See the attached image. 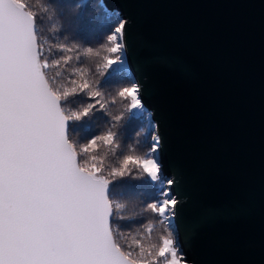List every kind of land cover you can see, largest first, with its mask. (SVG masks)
<instances>
[{"label": "snow or ice", "instance_id": "obj_1", "mask_svg": "<svg viewBox=\"0 0 264 264\" xmlns=\"http://www.w3.org/2000/svg\"><path fill=\"white\" fill-rule=\"evenodd\" d=\"M70 7L78 5L0 0V264H191L156 126L122 140L121 121L144 112L141 88L104 90L125 64L126 23L115 16L105 44L83 47L67 42ZM93 118L102 133L84 127ZM125 177L144 184L117 183ZM128 187L150 188L153 202L129 214ZM143 212L156 219L134 232L120 223Z\"/></svg>", "mask_w": 264, "mask_h": 264}, {"label": "water", "instance_id": "obj_2", "mask_svg": "<svg viewBox=\"0 0 264 264\" xmlns=\"http://www.w3.org/2000/svg\"><path fill=\"white\" fill-rule=\"evenodd\" d=\"M100 2L126 23L185 259L264 264V0Z\"/></svg>", "mask_w": 264, "mask_h": 264}, {"label": "trees", "instance_id": "obj_3", "mask_svg": "<svg viewBox=\"0 0 264 264\" xmlns=\"http://www.w3.org/2000/svg\"><path fill=\"white\" fill-rule=\"evenodd\" d=\"M60 2L68 5H78V7H70L64 10L66 15L62 23L67 29V42H75L83 47L93 48H98L107 42V36L110 34L111 28L115 26V16H119L117 12L108 11L110 14L114 13L115 16H105L102 9L98 6L101 3L100 0H60ZM109 78L115 82L104 89L108 93H113L120 87L131 86L132 83H135L126 70L125 64L118 75L113 73ZM120 82L122 86H118ZM119 110H121V105L118 104L113 106L114 112ZM144 112L147 114L145 110ZM105 119L108 118L106 117ZM93 120L94 126L84 124V127H92L96 134L102 133L106 128L104 121L95 118H93ZM121 124L124 125V127L120 129V131L124 133L122 140L127 143H131L137 138H143L146 137L147 134L150 135L152 133L150 120V127L146 130L145 134V121L136 115L133 117L131 123L125 120L121 121ZM129 137H131V139H128ZM103 150V148L100 149V151ZM117 183L129 186H140L144 184V181L132 180L130 177H125L123 180L117 181ZM117 191L119 192L120 190L118 189ZM124 191L128 196L126 211H128L129 214L141 213L144 206L153 202L151 189L148 187H128ZM155 219L154 214L151 212H143L141 215H138L135 220L121 221L120 223L122 225H132L128 230L134 232L135 228L141 223H147L149 220ZM162 227L161 225H157V232L153 234L154 239L159 235V231Z\"/></svg>", "mask_w": 264, "mask_h": 264}, {"label": "rangeland", "instance_id": "obj_4", "mask_svg": "<svg viewBox=\"0 0 264 264\" xmlns=\"http://www.w3.org/2000/svg\"><path fill=\"white\" fill-rule=\"evenodd\" d=\"M120 85L122 86V83H121V82L119 83L118 86H120ZM118 86H117V87H118ZM148 115H149V113L146 114L145 112H143V113H137V114H136V116L140 117V119H142V120L145 121V125H146V126H145V130H144V133H145V134H146V130L150 127V125H149V120H148ZM147 136H149V135L147 134ZM147 136H146V137H147Z\"/></svg>", "mask_w": 264, "mask_h": 264}]
</instances>
